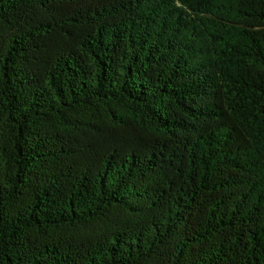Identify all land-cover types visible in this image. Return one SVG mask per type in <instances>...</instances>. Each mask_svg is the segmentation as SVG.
<instances>
[{"label": "trees", "instance_id": "obj_1", "mask_svg": "<svg viewBox=\"0 0 264 264\" xmlns=\"http://www.w3.org/2000/svg\"><path fill=\"white\" fill-rule=\"evenodd\" d=\"M0 264H264V0H0Z\"/></svg>", "mask_w": 264, "mask_h": 264}]
</instances>
